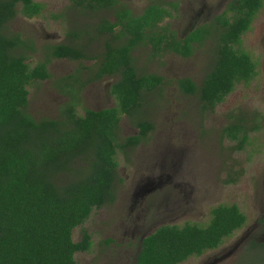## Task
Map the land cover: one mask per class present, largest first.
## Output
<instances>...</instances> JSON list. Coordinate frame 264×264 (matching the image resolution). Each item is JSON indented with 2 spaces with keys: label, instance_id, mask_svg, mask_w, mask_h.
I'll return each mask as SVG.
<instances>
[{
  "label": "trees",
  "instance_id": "trees-1",
  "mask_svg": "<svg viewBox=\"0 0 264 264\" xmlns=\"http://www.w3.org/2000/svg\"><path fill=\"white\" fill-rule=\"evenodd\" d=\"M263 1L230 0L216 22L198 27L183 40L170 38L169 43L166 28L156 30L169 11L155 4L142 14H128L124 26L130 35L128 45L109 48L95 77L119 73L110 89L115 105L85 108L80 114L77 106L85 81L63 77L56 85L68 100L60 105L57 117L36 119L27 111L28 86L51 78L49 55L31 66L27 60L33 45L8 30V23L18 13L27 18L39 13L42 5L34 0H0V264H78L75 254L91 248L90 233L82 228L75 241L73 230L84 224L94 208L115 201V184L122 180L118 153L127 156L147 138L153 124L137 117L138 107L143 106L145 92L164 82L155 73L138 74L130 48L146 41L157 51L166 43L178 54L189 56L193 43L201 45L212 36L215 54L201 82L196 84L188 77L177 80L183 93L197 95L201 113L211 112L237 83L246 84L257 73L256 62L240 46ZM49 50L53 57L78 58L70 46L54 45ZM123 115L134 118L136 134L120 136ZM263 127V114L242 112L221 134L235 142L233 150H242L250 134ZM209 215L206 223L156 227L139 240L134 264H179L218 248L247 219L235 203L213 206ZM109 242L111 238L104 240ZM249 249L258 251L264 261V241H250Z\"/></svg>",
  "mask_w": 264,
  "mask_h": 264
},
{
  "label": "rangeland",
  "instance_id": "rangeland-1",
  "mask_svg": "<svg viewBox=\"0 0 264 264\" xmlns=\"http://www.w3.org/2000/svg\"><path fill=\"white\" fill-rule=\"evenodd\" d=\"M40 1L45 4L41 16L29 20L18 13L8 23V30L30 37L41 49L42 44L52 40L41 37L42 34L57 33L63 37L68 22L53 19L52 15L64 12L69 0ZM125 1L139 13L155 0ZM217 1L182 0L183 13L179 19L170 20L168 26L181 32L191 21L188 13ZM87 17L85 22L96 19L94 15ZM240 47L256 62V75L246 84L237 83L213 111L204 114L197 95L183 93L177 79L188 77L196 84L201 82L215 54L212 36L194 46L186 57L167 51L157 54L150 46L135 48L137 72L164 77L158 89L143 94V106L137 115L151 121L153 128L127 156L118 153V175L122 180L115 184V201L94 208L84 224L74 228L75 241L80 239L82 228L92 240L88 251L75 254L78 264H134L142 235L163 224L206 223L211 207L231 203L237 204L246 215L245 224L218 248L179 264H264L261 254L249 249L250 241H264V127L250 134V141L242 150H233L235 142L222 138L221 134L222 128L242 112L264 115V1L251 28L243 34ZM41 50L30 54L27 62L31 66L43 59ZM94 62L52 60L48 64L51 78L28 86L27 111L36 119L57 117L60 105L68 100L56 85L57 80L77 68H92ZM89 72L90 69H83V77L87 79ZM86 79L77 106L80 114L85 108L100 109L115 104L105 89L114 79L105 77L89 84ZM137 132L134 118L123 115L120 136ZM107 238L112 242L105 244Z\"/></svg>",
  "mask_w": 264,
  "mask_h": 264
},
{
  "label": "flooded vegetation",
  "instance_id": "flooded-vegetation-1",
  "mask_svg": "<svg viewBox=\"0 0 264 264\" xmlns=\"http://www.w3.org/2000/svg\"><path fill=\"white\" fill-rule=\"evenodd\" d=\"M42 5L40 12L27 18L26 19H34L41 16L42 12L45 10V4L40 0H34ZM230 0H218L216 4L212 6H205L203 9L201 7H197V9L192 10V13H188V16L191 17V21L186 23V27L179 31L178 28L169 27L168 23L170 20L175 21L179 19L180 14L183 13L182 7V0H172L168 1L167 3L162 2L161 0L152 1L150 4L146 5L141 12L137 13L134 12L133 9L128 6L127 1L125 0H114L112 2H104L101 3L99 1L89 2V0H69L68 6L65 8L66 10L60 14L52 15L53 19L62 20L64 22H68L67 29L65 30L63 37H60L57 33H44L41 37L48 38L50 40L48 43H44L41 45V49L36 47V42L31 39L30 37H23V35L19 32L18 34L21 35L23 39H25L29 44L33 45L34 50L30 52H37L39 50L43 53V59L41 61H45L46 56L49 55V60L47 62V69L48 64L52 60L63 59L68 61H77L78 63H83L84 61H95V65L92 66H85L83 69H86L89 72V76L86 78L83 77L82 71L83 69H75L73 73L65 75L63 77L72 76V79H86V83L89 82H96L97 80L105 77H109L114 79L115 82L119 78V73H112V74H104L99 78H95L96 74L98 73V65L104 60L109 48H115L120 45H128L127 36L129 35L127 32V27H124L127 23V15H139L144 12V10L150 6L157 4L161 9H166L169 11V14L163 16V18L157 24V31L163 32V28H166L168 31V43L170 42V38L174 39L175 41H180L186 38L190 33L198 29V27H203L206 25L212 24V22H216V18L219 15L223 16V13L226 11L227 5ZM68 10V13H67ZM94 15L96 17L95 21L85 22L84 20L89 19L87 16ZM69 17V18H68ZM86 17V18H85ZM127 33V34H125ZM130 36V35H129ZM207 39V38H206ZM205 39V40H206ZM204 40V41H205ZM146 41L140 42L138 45L133 46L129 50V54L133 58V51L136 47L139 46H150L154 53L160 54L163 51L170 52L172 54H176L181 56L174 50L170 48L171 45L165 46L166 43H163L160 50H155L150 43H145ZM58 46V45H66L76 49V54L78 58H69V57H53L49 54V47L51 46ZM197 44L193 43V46ZM99 46V47H98ZM156 54V55H157ZM186 57V56H184ZM38 63V60L35 64ZM49 71V70H48ZM50 72V71H49ZM138 73V72H137ZM139 74V73H138ZM159 75V74H158ZM61 77V78H63ZM60 78V79H61ZM82 81H85L83 80ZM180 79V78H178ZM177 79V80H178ZM68 82L69 79H66ZM112 82V83H113ZM112 83L110 86L108 84L105 86L107 90V95L109 97H113L110 92ZM85 84H83L84 86ZM82 86V87H83ZM114 98V97H113ZM110 105L108 107L114 106ZM142 106L138 107L140 110ZM105 108V107H104ZM91 109V108H89ZM101 109V108H100ZM98 110V109H95ZM144 235L140 237L142 239ZM139 239V240H140Z\"/></svg>",
  "mask_w": 264,
  "mask_h": 264
},
{
  "label": "water",
  "instance_id": "water-1",
  "mask_svg": "<svg viewBox=\"0 0 264 264\" xmlns=\"http://www.w3.org/2000/svg\"><path fill=\"white\" fill-rule=\"evenodd\" d=\"M151 232H152V231H151ZM151 232H149V233H151ZM149 233H148V234H149ZM148 234H145L143 237L147 236Z\"/></svg>",
  "mask_w": 264,
  "mask_h": 264
}]
</instances>
